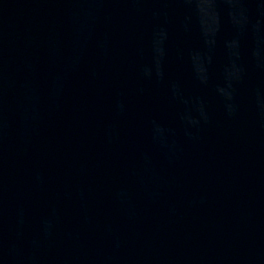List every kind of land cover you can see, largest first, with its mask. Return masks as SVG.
<instances>
[{
  "label": "water",
  "instance_id": "water-1",
  "mask_svg": "<svg viewBox=\"0 0 264 264\" xmlns=\"http://www.w3.org/2000/svg\"><path fill=\"white\" fill-rule=\"evenodd\" d=\"M257 92L264 0H0V264H264Z\"/></svg>",
  "mask_w": 264,
  "mask_h": 264
},
{
  "label": "clouds",
  "instance_id": "clouds-1",
  "mask_svg": "<svg viewBox=\"0 0 264 264\" xmlns=\"http://www.w3.org/2000/svg\"><path fill=\"white\" fill-rule=\"evenodd\" d=\"M253 55H255V53ZM144 75L146 77H150L151 72L149 71V69H147V68L144 69ZM157 75L158 76L162 75L160 68H159V60L158 59H157ZM217 91L219 93H221L222 95H224L227 100L231 101L233 99L231 94H225L224 93L223 88H218ZM255 104H256V107L258 109V112H259L261 118L264 119V96H262L260 92L256 93ZM226 110H227L228 115H230V116L233 115L234 114V105L233 104H226ZM202 116L206 121L207 116L203 113H202ZM190 122L195 123V121H190Z\"/></svg>",
  "mask_w": 264,
  "mask_h": 264
}]
</instances>
